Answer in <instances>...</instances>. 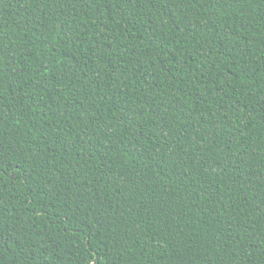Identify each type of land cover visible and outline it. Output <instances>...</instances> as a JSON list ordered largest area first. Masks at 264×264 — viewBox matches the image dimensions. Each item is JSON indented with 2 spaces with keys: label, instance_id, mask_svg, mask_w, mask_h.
<instances>
[{
  "label": "trees",
  "instance_id": "trees-1",
  "mask_svg": "<svg viewBox=\"0 0 264 264\" xmlns=\"http://www.w3.org/2000/svg\"><path fill=\"white\" fill-rule=\"evenodd\" d=\"M0 264H264V0H0Z\"/></svg>",
  "mask_w": 264,
  "mask_h": 264
}]
</instances>
